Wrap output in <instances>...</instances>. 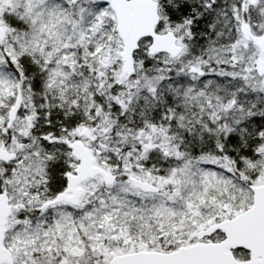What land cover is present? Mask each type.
Here are the masks:
<instances>
[{"label":"snow or ice","instance_id":"snow-or-ice-1","mask_svg":"<svg viewBox=\"0 0 264 264\" xmlns=\"http://www.w3.org/2000/svg\"><path fill=\"white\" fill-rule=\"evenodd\" d=\"M0 264H264V0H0Z\"/></svg>","mask_w":264,"mask_h":264}]
</instances>
